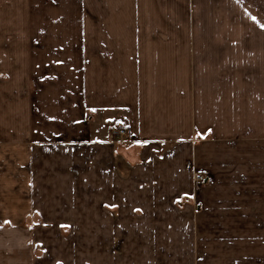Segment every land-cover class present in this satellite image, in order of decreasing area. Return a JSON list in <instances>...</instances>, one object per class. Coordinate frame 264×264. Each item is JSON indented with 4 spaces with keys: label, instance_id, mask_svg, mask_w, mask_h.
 Instances as JSON below:
<instances>
[{
    "label": "rangeland",
    "instance_id": "obj_1",
    "mask_svg": "<svg viewBox=\"0 0 264 264\" xmlns=\"http://www.w3.org/2000/svg\"><path fill=\"white\" fill-rule=\"evenodd\" d=\"M60 8L67 16V0L0 1L1 262L258 264L264 176L257 137L242 136L240 122L226 137L137 151L133 159L123 153L130 137L90 135L67 145L55 134L64 122L52 118L62 108L67 116V106L40 103L47 66L17 84L13 34L27 21L50 22ZM230 8L217 2V15L238 12ZM198 169L205 170L199 184Z\"/></svg>",
    "mask_w": 264,
    "mask_h": 264
},
{
    "label": "crops",
    "instance_id": "obj_2",
    "mask_svg": "<svg viewBox=\"0 0 264 264\" xmlns=\"http://www.w3.org/2000/svg\"><path fill=\"white\" fill-rule=\"evenodd\" d=\"M217 2L238 12L217 15ZM60 11L13 35L17 84L47 66L40 103L67 106L52 118L67 145L125 127L133 159L240 122L264 176V0H67Z\"/></svg>",
    "mask_w": 264,
    "mask_h": 264
},
{
    "label": "built area",
    "instance_id": "obj_3",
    "mask_svg": "<svg viewBox=\"0 0 264 264\" xmlns=\"http://www.w3.org/2000/svg\"><path fill=\"white\" fill-rule=\"evenodd\" d=\"M111 135L113 136V138L119 140V141H124L126 139H129V130L128 128H117V129H113L111 131ZM195 179L194 181L199 184L203 181L205 175L203 173H196L195 174Z\"/></svg>",
    "mask_w": 264,
    "mask_h": 264
}]
</instances>
